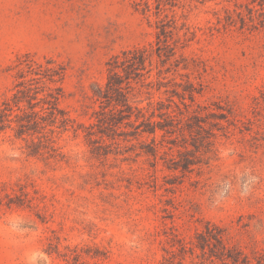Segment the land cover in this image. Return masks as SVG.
<instances>
[{
  "label": "rangeland",
  "instance_id": "374dc122",
  "mask_svg": "<svg viewBox=\"0 0 264 264\" xmlns=\"http://www.w3.org/2000/svg\"><path fill=\"white\" fill-rule=\"evenodd\" d=\"M0 109V264H264V0H0Z\"/></svg>",
  "mask_w": 264,
  "mask_h": 264
},
{
  "label": "trees",
  "instance_id": "16d2710c",
  "mask_svg": "<svg viewBox=\"0 0 264 264\" xmlns=\"http://www.w3.org/2000/svg\"><path fill=\"white\" fill-rule=\"evenodd\" d=\"M145 63V58L143 55L139 56L137 58V64H134V69H138V67H141ZM2 117H4V113L0 109V123H3ZM1 130V129H0ZM34 153V152H33Z\"/></svg>",
  "mask_w": 264,
  "mask_h": 264
}]
</instances>
